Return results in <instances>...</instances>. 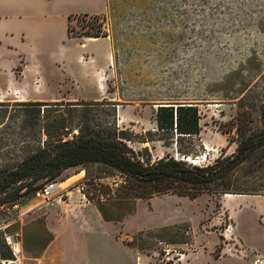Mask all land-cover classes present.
Here are the masks:
<instances>
[{
  "label": "rangeland",
  "instance_id": "1",
  "mask_svg": "<svg viewBox=\"0 0 264 264\" xmlns=\"http://www.w3.org/2000/svg\"><path fill=\"white\" fill-rule=\"evenodd\" d=\"M80 12L104 13L99 14L103 35L113 43L104 73L109 90L104 98H84L97 92L83 81L79 86L63 67L65 59L76 77L95 75L93 61L81 65L75 59L82 50L81 40L69 37L63 17V13ZM0 13H47L51 27L37 33L46 42L34 58L44 78L38 77L42 83L38 89L45 87L48 94L44 101L115 102L94 108L103 117L108 115L102 108H117L118 126L127 131L128 143L142 159L169 153L183 156L176 143L162 138L164 132L151 122L158 104L165 101H193L200 108L201 132L195 140L202 146L189 161L203 163L222 151L234 152L237 143H231L230 137L237 132L239 112H252L253 123L259 124L264 102V0H0ZM90 19L82 14L70 20L71 32L81 34L74 36H87L84 31ZM16 37L17 32L7 37L0 29V59L5 69L19 58L14 73L20 78L25 57L19 56L23 47L16 45ZM93 45L107 46L104 40ZM6 80L2 70L0 83ZM73 88L72 94L83 97L61 95ZM8 89V85L0 88V101H9L0 106V161L20 158L24 145L33 141L29 125L34 118L17 102L35 99H19L7 94ZM97 179L105 187L123 181L115 168L79 164L55 178L64 190L49 200L29 192L16 200L18 207L14 200L0 204V249H6V241L16 256L14 260L0 257V264H135L132 250L149 254L150 264H164L161 253L166 245L173 251H198L196 264H264L262 194L205 192L195 198L154 194L137 198L134 211L115 221L106 220L97 201L86 194L108 195V207L121 206L119 196L110 199L114 188L106 189L108 194L93 185ZM81 184L84 191L79 189ZM180 222L189 226L188 231L180 229L188 242L163 229ZM229 223L234 238L226 231ZM140 230L156 231V236H143L149 248L126 246ZM239 244L247 257L235 250Z\"/></svg>",
  "mask_w": 264,
  "mask_h": 264
},
{
  "label": "trees",
  "instance_id": "2",
  "mask_svg": "<svg viewBox=\"0 0 264 264\" xmlns=\"http://www.w3.org/2000/svg\"><path fill=\"white\" fill-rule=\"evenodd\" d=\"M108 7L111 4L108 1ZM85 13L68 15L67 31L71 32L70 20ZM91 19L84 34H105L99 14H89ZM81 35V34H79ZM9 101H0L5 106ZM107 100L86 101H18L34 120L32 139L23 147L24 155L18 159L0 161V204L35 191L48 180H55L68 167L79 164H103L117 169L123 181L117 186L94 180L93 185L106 189L114 188L111 198L121 199L119 208L106 204L107 196L92 195L106 220L118 221L134 211L137 198H150L154 194L176 193L195 198L205 192L214 194L260 193L264 196V102L258 113L259 124H254L253 113L239 112L236 134L230 142H236L232 153L222 151L213 161L198 163L189 161V156L198 153L195 137L201 132L200 108L193 101H165L157 106V127L164 132L162 138L176 143V150L183 156L166 154L155 160L139 157L128 143L127 131L118 126L117 108H102L108 116H101L98 108L112 105ZM2 108V107H0ZM26 125L25 127H27ZM104 185V186H103ZM98 187V186H97ZM105 187V188H104ZM28 197V196H27ZM188 231L187 223L165 225L163 229L173 231L176 236L188 238L180 229ZM156 236L154 230H140L127 246L144 250L147 247L143 236ZM5 241V240H4ZM6 249H0V257L14 260L16 256L5 241Z\"/></svg>",
  "mask_w": 264,
  "mask_h": 264
},
{
  "label": "crops",
  "instance_id": "3",
  "mask_svg": "<svg viewBox=\"0 0 264 264\" xmlns=\"http://www.w3.org/2000/svg\"><path fill=\"white\" fill-rule=\"evenodd\" d=\"M69 14L71 13H63L66 27H67ZM89 14H104V13H89ZM51 22L52 19L48 17L47 13H0V25H1L0 29L4 30L7 37L14 36V34L17 32L19 38L17 37L16 38L19 40V43L17 42L16 45L18 46L21 45L23 47L21 51H19V56L25 57L23 68L21 69L22 74L20 78H17L14 73V66L17 64L19 58L17 61H15L13 64L9 65L5 69H3V64L0 59V72L4 70V72L7 74V80L5 81L4 84L0 83V88L2 89L5 85H8L9 89L7 91V94H11L19 99L32 97L35 100H43V101H44V97L48 96V94H46L45 87L41 90L38 89L40 88V85H38L36 81L37 79H39L38 78L39 76H41L42 78L43 76H42L41 67L37 64H34L35 63L34 58L37 50H39L41 46L46 42V39H40L37 33L41 32L42 30L49 29L51 27ZM69 37L81 40L80 46L82 50L76 54L75 59L79 63L80 62L87 63L88 61H93V63L90 65L94 66L95 70L93 71V73L95 75L91 77L88 76L86 78L76 77L69 70L66 60L63 59L62 63L67 77H69L71 80L75 78L79 86L81 81L85 82V84L88 83L89 86L92 89H94L95 92H97V94L95 95L84 98H91V99L104 98L106 96V93L109 92L107 87V79L106 77H104V73L106 72V64L109 63V58H112L113 43L104 35L69 36ZM102 40H104V42L107 44L106 47L97 48L94 45L91 46L92 44H96L97 42ZM9 46L14 47L12 43H9ZM30 76H32L31 81L29 80ZM73 90L74 88L69 90L66 89L61 95L65 98L83 97L72 94ZM151 122L152 124L155 123L157 124L156 118H154V120ZM130 248L135 249L133 247ZM197 252L186 253L187 254L186 258L180 264H196L195 256ZM132 253L135 264H150L151 258L149 254L143 253L138 250H132ZM217 259L220 260L222 259V257H219Z\"/></svg>",
  "mask_w": 264,
  "mask_h": 264
},
{
  "label": "built area",
  "instance_id": "4",
  "mask_svg": "<svg viewBox=\"0 0 264 264\" xmlns=\"http://www.w3.org/2000/svg\"><path fill=\"white\" fill-rule=\"evenodd\" d=\"M40 80V78H39ZM38 85L41 84V80L37 81ZM79 189L81 191L85 190V184H81L79 186ZM64 188L62 187V182L58 180H50L48 182H45L43 185L39 186L35 191L33 192L34 198L43 199V200H49L51 197L54 196L56 193H62ZM15 206H19V203H14ZM226 231H228L230 234V238H234L232 236L233 232V224H228L226 226ZM8 242L11 243V237H8ZM239 254H241L243 257H247L248 253L247 250L242 245H237L235 249ZM162 256L164 260V264H180L187 256L185 252L182 251H173L169 246H165L162 251ZM256 262V260H255ZM259 263V262H258Z\"/></svg>",
  "mask_w": 264,
  "mask_h": 264
},
{
  "label": "bare ground",
  "instance_id": "5",
  "mask_svg": "<svg viewBox=\"0 0 264 264\" xmlns=\"http://www.w3.org/2000/svg\"><path fill=\"white\" fill-rule=\"evenodd\" d=\"M188 159H192L191 157H188ZM194 162L196 161V160H193ZM228 195H230V196H234L233 194H228Z\"/></svg>",
  "mask_w": 264,
  "mask_h": 264
},
{
  "label": "water",
  "instance_id": "6",
  "mask_svg": "<svg viewBox=\"0 0 264 264\" xmlns=\"http://www.w3.org/2000/svg\"><path fill=\"white\" fill-rule=\"evenodd\" d=\"M161 104V103H160Z\"/></svg>",
  "mask_w": 264,
  "mask_h": 264
}]
</instances>
